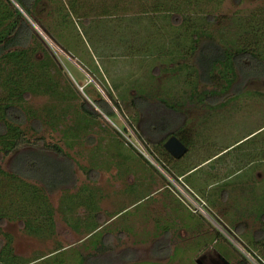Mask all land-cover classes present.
Segmentation results:
<instances>
[{
	"label": "rangeland",
	"instance_id": "374dc122",
	"mask_svg": "<svg viewBox=\"0 0 264 264\" xmlns=\"http://www.w3.org/2000/svg\"><path fill=\"white\" fill-rule=\"evenodd\" d=\"M11 1L18 6L15 0ZM116 1L118 0L79 2L82 5L78 7L80 12L86 9L88 12L82 13L85 18L76 19L77 21L74 20L76 23L71 24L67 20L64 22V16H62L63 30L60 33L63 38L60 41L27 15L39 34L33 58L35 60L34 71L37 74L34 81H31V86L37 88L38 91L33 89L35 92L27 93L23 101L39 113L42 121L37 119L38 121L35 122L28 118L27 123L21 126L25 127L30 135L32 132L30 127L39 126L41 130L38 131L37 136L42 135L47 141L59 144L73 157L72 166L77 183L75 187L71 186V189L80 196L77 198L79 204L84 203L89 206V198L99 196V190L107 194L111 192L112 186L118 188L119 184L123 186L124 181H127L126 175L130 172L131 162L134 159L132 149L140 153L141 144H138L136 135L138 136V131L142 132L145 121H156L157 119L164 122L170 121L175 128L186 124L185 133L191 141L195 142L196 149L203 147V154L221 151L214 156L209 167L225 161L230 163L225 170L219 168L212 171L207 168L199 170V172H209L207 174L214 182L211 190L213 195H216V199L217 196L221 199H230V206L225 205L222 210L226 211L227 215L228 211L235 213L232 220L239 223L238 225L242 228L246 225V231L255 234L254 239L264 235V76L247 77L239 73L236 83L226 89L222 95H215L216 98L213 97L210 100L212 104L216 103L213 105L188 103L185 110H173L159 100H152L155 91L156 94L164 95L166 100H172V103H175L176 96L184 98L191 91L190 87L192 88L189 80H184L187 73L183 76L168 67V61H174L173 52L177 49L176 44L170 45L165 42L166 18L171 19V17L164 14L165 12L151 13L147 6V11L141 12L140 18H137L133 11L142 9L143 5L141 7L122 6ZM187 1L175 2L182 4L184 9L185 7L188 9ZM197 3L203 7V12L211 13L213 20L210 30L216 35L215 38H222L223 43L226 42L225 40H233L238 36L233 20L235 16L244 15L251 10L264 11V0H199ZM71 4L73 5L72 2ZM126 15H130L129 18H125L130 23L128 21L124 25L117 23ZM182 17L184 18V15ZM47 19L52 22V17L49 16ZM175 21L178 23L182 19L177 17ZM58 30L60 31L61 28ZM50 31L56 34L53 27ZM153 34L161 37L158 36L159 40L157 37L154 40L152 39ZM121 40L127 41L128 46ZM125 46L128 53L125 51ZM129 48L135 49L136 52L130 51ZM158 50L162 53L159 54ZM43 80H47L46 85L41 82ZM39 83L41 85L38 86ZM222 85V82L218 84L201 83L200 89L215 88L221 91ZM238 90L241 92H237ZM146 93L152 100L150 103L146 106L132 105L134 96ZM100 99H104L113 107L112 115L106 114L98 107L97 101ZM114 99L118 101L119 108L115 106ZM182 104L183 99L176 105L181 107ZM85 108L93 111L92 114L85 111ZM149 138L150 141H158L160 137L149 136ZM43 150L47 155L57 156L53 150ZM154 150L159 154L156 148ZM202 151H200L201 155ZM10 159L11 155H4V158L0 160V166L7 172L10 171ZM147 160L145 158V161ZM138 163L141 164L139 160ZM149 165L160 175L165 174L159 170V165L155 160L152 159ZM260 170L262 177L256 174ZM221 173L226 175L222 177ZM115 175L120 176L119 179H124L112 180ZM8 177V174L1 175V185L6 183ZM165 179L167 184V178ZM30 181L33 184L37 183ZM41 184L38 182L39 186ZM136 185L130 184L120 190V195H124L127 202L145 193L146 189L142 188L138 191L140 187ZM86 186H90L91 190H88ZM63 188L65 187L55 189L54 192L49 193L48 197L49 202L56 209L55 221L48 220L51 230L57 231L53 237L42 238L28 234L22 222L15 218H6L3 222L4 231L12 234V246L15 252L24 257H20V262L82 264L83 256L88 253L86 250H89L85 248L93 245L96 239L103 238L104 235L108 237L109 232L105 234L98 230V233L93 234L88 241L84 242V239L80 241V236L77 234L65 233L62 211H60ZM9 191L10 189H5V192H2V202L7 208H13L15 212H17L16 209L26 205L28 209H31V201H36L40 196V193L28 192L26 189L21 190L23 195L17 196ZM126 194L132 195L125 196ZM14 197L20 198L21 202L19 204L15 202L12 206L11 202ZM64 197L68 196L64 195ZM158 197L143 198L136 208L121 210L119 214L122 215L114 221L113 225L122 223L118 228H122L124 234L134 233L139 221H143L134 219V212L136 211L135 217H137L141 209L144 210L150 204L158 202ZM97 198L100 201L99 197ZM20 212L23 214L24 210ZM36 212L33 210L34 214ZM33 213H31L32 217ZM87 213L91 215V218L94 216L93 210H87ZM34 218L31 221L33 225L39 224L36 226L38 229L44 219L41 215H36ZM217 221L225 227L221 218L218 217ZM212 222L216 225L215 221ZM117 232L119 230L112 234ZM227 240L229 246L226 244L227 247H225L221 242L215 243V246L221 245L224 250H227L229 256L235 255L237 251V255L241 256L243 253L244 257L241 256V258L250 264H257L258 261L254 256H261L264 259V248L260 243L256 247L255 241H247L248 239L241 241V248L244 247L246 252H251L250 255H253H249L251 259H254L251 260L248 256L246 257L245 250L241 251L238 248L236 239L234 242L229 238ZM59 244L65 247L57 249ZM116 245L118 246L117 243L114 244ZM116 255L118 253L114 251H102L97 258L87 264H129L131 259L120 258ZM37 256L43 257L35 259ZM236 258L239 259L237 256ZM131 263L139 264L138 261H131ZM141 264H198V262L196 258L173 256L150 257Z\"/></svg>",
	"mask_w": 264,
	"mask_h": 264
},
{
	"label": "trees",
	"instance_id": "16d2710c",
	"mask_svg": "<svg viewBox=\"0 0 264 264\" xmlns=\"http://www.w3.org/2000/svg\"><path fill=\"white\" fill-rule=\"evenodd\" d=\"M15 1L18 6L11 0H0V160L4 158V155H11L10 171L7 172L0 166V262L2 264H27L29 262L19 261L20 257H24L15 252L12 246V234L4 231L3 222L6 218H15L21 221L25 232L28 234L42 238L53 237L57 231L53 232L51 230L48 226V220L55 221L56 209L49 202V193L54 192L55 189L61 186L65 187L62 189L64 193H62L60 211H62L63 203L76 202L77 198L80 197L71 189V186L75 187L77 183V178L74 176L75 170L72 166L74 164L73 157L65 152L59 144L47 141L42 135L37 136L38 131L41 130L39 126L34 128L31 126L33 134L31 132L30 135L29 131L21 125H25L28 118L35 122L40 119L39 113L23 101L27 93L38 91L37 88L31 86V81H34L37 74L34 71L35 60L33 58L36 45H38L39 34L28 16L40 27L46 28L55 39L60 41L63 35L61 33L53 34L50 28H61V32L63 30L62 16H64V22L67 20L69 24L76 23L74 20L85 18L82 13L88 12V9L80 12L78 7H82V5L79 2L83 0ZM175 1L179 0L116 1L121 3L122 6L134 7L136 5L141 7L143 5L142 9L133 11L137 18H140L141 12L147 11V6L151 13L165 12L164 14L171 17V19L166 18L165 42L170 45L176 44L177 49L176 52H173L172 59L174 61L169 60L168 67L183 76L184 73H187L184 80L188 79L189 83L192 84V88L190 87L191 91L187 94L188 96L186 95L184 98L179 95L176 96V104H179V101L183 99L181 107L172 103V100H166V96L156 94L155 91L152 100H159L165 106L173 108V110H185L188 103L213 105L216 103L212 104L210 100L215 95H222L226 89L236 83L239 73L247 77L264 76V11L251 10L244 15L235 16L233 20L237 27L238 36L236 35L237 38L233 40H225L226 42L223 43V39L215 38L216 35L210 30V24L213 20L212 15L210 12H203V7L197 3L199 0H188L186 3L188 9H186L187 7L184 9L182 4ZM164 4L168 6L166 7ZM49 16L52 17V22L47 19ZM57 17H60V19ZM129 17L130 15H126L123 20H118L117 23L120 25L126 24V21L130 23L129 20H125ZM177 17L181 18L182 21L177 23L175 21ZM133 34L135 37V33ZM155 35L153 34L152 39L155 40L157 37V40H159L161 36ZM121 36L124 37L123 34ZM121 42L127 43L124 40H121ZM126 46H128V43ZM126 46L125 51L128 53ZM129 50L136 52L135 49L129 48ZM158 53L160 54L162 51L158 50ZM41 82L46 85L47 80ZM219 82L223 84L221 91H217L215 88L200 89L201 83L218 84ZM40 83L38 86L42 84ZM215 91L217 92L215 93ZM237 92L241 91L238 90ZM152 100L147 93L138 94L134 96L132 105L146 106ZM114 103L119 108L118 101L114 99ZM97 104L106 114L112 115L114 113L113 107L104 99L98 100ZM85 111L91 114L93 112L87 108H85ZM144 123L145 125L141 129L142 132L138 131V135L153 149L156 148L159 151L164 149L162 144L171 135L178 136L184 142L190 141L189 136L185 133L186 124L175 128L172 122H164L158 119L156 121L147 120ZM161 134H165L166 138L163 137L160 141H150L149 136H159ZM158 142L161 149L155 145ZM43 149L53 150L57 156L47 155ZM159 155L161 157V154ZM168 170L176 174L171 166L168 167ZM2 174H8L9 176L4 185H1ZM30 180L37 183L33 184ZM38 182L42 184L39 186ZM5 189H10L9 192L16 196L23 195L22 191H25V189L28 192H38L40 196L36 201H31V209H28V205H26L20 207V209L18 208L19 210L16 209L17 212H15L13 208H7L2 202L1 195L2 192H5ZM64 195L68 197H64ZM12 199V206L15 202L17 204L21 202L18 197ZM22 209L24 210L23 214L20 212ZM33 210L37 212L34 214ZM31 213L34 214L33 217ZM36 215H41L44 219L38 229L36 226H39V224L33 225L31 221ZM257 240V242L264 240V235H261ZM57 246V249L65 247L62 244ZM96 254L90 253L83 256L84 262L82 264H87L97 258ZM43 256H37L35 259ZM241 256L244 257L242 253ZM239 260L240 264H250L242 258Z\"/></svg>",
	"mask_w": 264,
	"mask_h": 264
},
{
	"label": "crops",
	"instance_id": "0c3cea01",
	"mask_svg": "<svg viewBox=\"0 0 264 264\" xmlns=\"http://www.w3.org/2000/svg\"><path fill=\"white\" fill-rule=\"evenodd\" d=\"M55 30L56 34L60 33L58 29ZM159 137L158 141L163 137L165 139L166 135L162 134V136L159 135ZM168 138L169 137L165 140ZM189 140L190 141H183L187 146V150L179 157L174 156L166 149L164 146L166 141H164L162 147L165 150L162 149L159 151L157 149L161 157L164 158V163L167 164L168 167L171 166L176 175L183 176L184 180L202 195L207 201L210 211L217 218H221L223 222L233 230L235 236L240 238V241H244L245 239H248L247 241H255L254 245L256 247L258 243H260L261 247L264 248V240L257 242L258 237L254 239L255 234L246 231V225L242 228V226L238 225L239 223H235L236 221L232 220L233 214L235 213H230V211H228L229 214L227 215L226 211L222 210L223 206H230L231 201L229 198L221 199L218 196L216 199V195L214 196L211 190L214 182L210 179V175L207 174L209 172H199V170H204L205 168L210 169V171L216 168L225 170L230 163L225 161L223 163H217L216 166L213 165L209 167V164L214 160V156L221 151L212 153L205 152L203 154V147L196 149L194 147L195 142L191 141V139ZM155 145L160 148L159 142ZM132 150L134 159L131 162L130 172H127V179L125 178L127 181H124L123 186L118 182V188H113L112 186L111 192L107 194L99 190V196L89 198V206L84 205V203L79 204L77 201V203H63L62 216L65 233L77 234L80 236V241L84 239L83 241L85 242L88 241L93 234L98 233V230L103 231L105 234L109 232L108 237L104 235L103 238L96 239L93 245L86 247L85 249H89L86 250L88 252L86 255L90 253L100 254L102 251H114V253H118V255H116L117 257L131 259L128 262L129 264H132L131 261H138L139 264H141L150 257L168 258L173 256L176 258H196L198 264H203L199 262L201 258L221 259L220 262H223V264H240L239 259L241 256L239 254L237 255L238 251L235 255L232 254L229 256L227 250H224L221 245L215 246V243L219 242L225 247L230 245L222 231H220V229H218V227L206 216L192 212L168 187H166L165 175L160 171L161 175L157 173L154 168L149 165L150 162L145 161V158L140 153L136 152V150ZM200 151H202V155ZM138 160L141 164L138 163ZM196 172L199 173L195 175ZM224 173H221L222 177L226 175ZM256 174H260L259 177H262L261 170ZM119 177L120 176L115 175L112 180L120 181L124 179H119ZM130 184H140L136 185L140 187L138 191L142 190V188L146 189V191L144 194L137 197V199L127 202L123 197L124 195H120V190ZM86 187L88 190H91L90 186ZM80 189L82 188L80 187ZM236 192L238 193V189ZM95 194L97 193L95 192ZM127 195L131 196L132 194H126L125 196ZM151 196H159V200L158 202L150 204V206L144 210L141 209L137 217H135L136 211L134 212V219L143 220L142 222L139 221L134 233L124 234L122 228H118L122 223L115 224V226L113 225L114 221L122 215L119 214L121 210L130 207L134 209L138 206L140 200ZM97 197H99L100 201L97 200ZM87 210L94 211V216L92 218L90 217L91 215L87 213ZM72 214H74L73 217L71 216ZM228 218L232 222L230 220L228 221ZM132 223L134 222L132 221ZM118 230L119 232L112 234ZM115 243H117L118 246H114ZM99 254H96L97 257ZM236 256L239 259H237ZM235 259L237 260L235 261Z\"/></svg>",
	"mask_w": 264,
	"mask_h": 264
},
{
	"label": "built area",
	"instance_id": "2783aa9c",
	"mask_svg": "<svg viewBox=\"0 0 264 264\" xmlns=\"http://www.w3.org/2000/svg\"><path fill=\"white\" fill-rule=\"evenodd\" d=\"M136 140H138V144L140 143V150L139 152L141 155L148 159L147 161H152L155 160V162L159 165L158 168L161 172H165V177L167 178V184L166 187H168L192 212L194 213H200L207 218H209L211 221H215V224L219 227L220 231H222L223 235L226 236V238L231 239L233 242L238 241L236 244L238 248L242 250H245L241 248L242 243L241 241L236 238V236L228 231L226 227L217 221V218L214 216V214L209 212V207L207 204V201L200 195L193 187H191L183 178V176H179L176 174H173V172H170L168 170V165L162 161L161 157L159 154L156 153V151L143 140L142 138L139 137V135H136ZM134 143V142H133ZM135 144V143H134ZM152 163V162H151ZM153 164V163H152ZM236 239V240H234ZM251 253V252H250ZM250 253L245 250L246 257L248 256L250 258ZM243 254V253H242ZM250 255V256H249ZM253 256V255H252ZM259 257V258H258ZM255 257L257 259V264H264V259L261 256ZM251 259V258H250ZM254 260V259H251Z\"/></svg>",
	"mask_w": 264,
	"mask_h": 264
},
{
	"label": "water",
	"instance_id": "95a60500",
	"mask_svg": "<svg viewBox=\"0 0 264 264\" xmlns=\"http://www.w3.org/2000/svg\"><path fill=\"white\" fill-rule=\"evenodd\" d=\"M164 146L171 152L174 156H181L186 150L187 146L184 142L176 135H171L165 142ZM200 262V260H199ZM201 263V262H200Z\"/></svg>",
	"mask_w": 264,
	"mask_h": 264
},
{
	"label": "flooded vegetation",
	"instance_id": "af4514ba",
	"mask_svg": "<svg viewBox=\"0 0 264 264\" xmlns=\"http://www.w3.org/2000/svg\"><path fill=\"white\" fill-rule=\"evenodd\" d=\"M223 224L225 225V227L228 229V231L230 232V233H232V234H234V232H233V230L231 229V228H229L224 222H223ZM235 235V234H234ZM198 260V259H197ZM200 260V262H202L203 264H223V262H220V260L219 259H213V258H211V259H208V258H201V259H199Z\"/></svg>",
	"mask_w": 264,
	"mask_h": 264
}]
</instances>
